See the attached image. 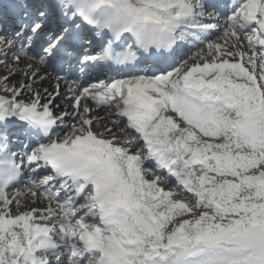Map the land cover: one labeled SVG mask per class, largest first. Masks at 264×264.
<instances>
[{
	"label": "snow or ice",
	"instance_id": "snow-or-ice-1",
	"mask_svg": "<svg viewBox=\"0 0 264 264\" xmlns=\"http://www.w3.org/2000/svg\"><path fill=\"white\" fill-rule=\"evenodd\" d=\"M0 264H264V0H0Z\"/></svg>",
	"mask_w": 264,
	"mask_h": 264
},
{
	"label": "bare ground",
	"instance_id": "bare-ground-1",
	"mask_svg": "<svg viewBox=\"0 0 264 264\" xmlns=\"http://www.w3.org/2000/svg\"><path fill=\"white\" fill-rule=\"evenodd\" d=\"M101 115H104V113H100Z\"/></svg>",
	"mask_w": 264,
	"mask_h": 264
}]
</instances>
